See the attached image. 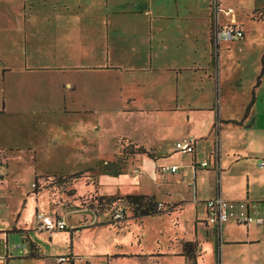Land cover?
<instances>
[{
    "label": "rangeland",
    "instance_id": "374dc122",
    "mask_svg": "<svg viewBox=\"0 0 264 264\" xmlns=\"http://www.w3.org/2000/svg\"><path fill=\"white\" fill-rule=\"evenodd\" d=\"M117 1L121 3L123 0ZM21 2L22 0H0V42L7 33L19 35L16 30L15 10ZM45 2L37 4H45ZM136 2L139 7L148 6L155 13L154 15L171 16L167 20L174 23L179 30L165 35L167 38L182 40L186 28L184 24L187 23L192 24L193 30L196 28L194 23L206 25L208 38L216 23L224 25L233 22L241 27L243 37L240 40L219 43L217 49L213 47L209 38L210 52L205 45V35L201 36V33L193 31L192 36L195 34L197 36L192 37L191 42L195 46V53L198 56L203 53L205 57L203 67L212 69L215 55L218 54L220 58L223 53L224 61L221 68L223 87L219 79L216 80L214 71L210 69L209 77L198 73L200 79H195V85L185 88L186 92H183L181 97L176 94V104L179 103V98L185 101L182 108H186L187 104L190 107L191 105L211 107L212 104V110L214 113L217 111L219 118L222 116L240 119L261 69V56L264 52V0H217L220 9L218 13L214 10V0H136ZM29 4L36 5V2L25 1L27 7ZM46 4L52 3L46 2ZM226 10H231L232 14L224 15L223 12ZM124 20L126 19L123 16L120 22ZM140 21L142 20L139 19ZM141 25L142 23L139 25L140 29ZM141 30L139 32L142 34L143 25ZM246 36L247 40L242 41ZM26 39L30 47L29 51L41 54L39 61H26L28 65L37 63L40 68L42 67L41 69H47L44 67L53 63H66L50 60L54 42L50 35L36 33L35 27L30 26ZM186 45L181 43V46ZM2 52L0 45V53ZM209 54L212 62L207 60ZM262 67L263 74L259 86L252 90L253 102L258 110L264 108V60ZM117 81L118 79L115 81L113 75L104 81L95 74H72L66 70L29 71L27 74L15 71L5 74L3 80L0 74V91L4 95L3 111L0 113V222L4 223V228L13 223L15 215L20 211L19 216L17 215L18 219L22 217L31 230L30 213L32 212L30 208L21 209L22 196L26 188L29 191L28 195L32 197V201L29 202H34L32 206L39 203L43 211L38 213L40 215L56 216V210L62 213L69 212L70 221H68L71 223L75 219L76 222L73 224L75 228L88 227L92 215L100 216L104 223L109 225L93 226L73 233L71 247L68 245V227L62 231H55L54 237H49L45 232H32L30 241L33 239L41 253L40 256L32 258L26 256L32 245L25 237L19 236L22 227L12 224L6 230L8 237L5 244L4 240H0V258L2 260L5 258L3 264H54L55 258L64 257H77L78 261L74 264H82L79 259L92 258L93 263L100 264L105 259L104 254L115 250L117 244L129 245L130 241L134 240L133 235L137 234L131 232L137 227L149 230V240L146 239V245L157 229L164 228L159 219H146L145 221L150 222L149 225L145 223L138 226L132 223L137 221L138 214L129 207L123 208L121 221L114 222L111 219L113 208L120 204L124 205V197L105 195V193L117 192L123 195L142 191L155 194L165 200L191 198L192 185L186 182L179 184V178L175 175L169 178V175L163 174L165 179L158 181L160 179L157 178L158 184L154 187L152 180L146 179L144 175H140L137 184L132 181L130 173L138 166L126 159L131 157L129 152L134 148L120 139L115 141L118 135L130 132L132 129L131 133L138 141L143 142L145 137L153 143L151 136H140L134 128L145 127L144 122L152 121L159 112L145 110L147 102L152 100L148 93L136 89L121 92L118 89L120 82ZM66 82H71V87L74 84L75 89L72 92L67 91ZM220 87L224 89V96L227 97V107L224 109H220L219 105ZM199 90L206 99L196 102L194 94ZM121 93H126L134 100L128 103L122 102ZM159 97L164 103L174 104V93L161 94ZM123 105L125 110L121 111L120 107ZM239 107L240 112H238ZM160 113H169V117L182 114L178 110ZM150 128H152L151 123ZM157 128H160L159 125ZM157 142L155 147L161 151H169L175 140L166 138ZM27 148L33 150V153ZM198 148L205 154L210 144L203 145L201 140L197 142ZM219 158L224 169L231 158L229 153L224 152L221 143ZM157 164L184 167L186 158H182L181 161L177 157L169 160L164 158L162 163L146 162L149 175L147 177L152 173L158 176L154 169ZM238 164L245 168L252 167L250 161ZM6 167L8 174L5 172ZM113 185L116 188L110 187ZM102 189L105 191L103 192ZM202 189L203 196L212 197L213 185L204 182ZM162 191H165L164 195ZM221 198L225 200L222 196ZM153 202L156 203L154 200ZM157 208L170 209L164 204H160ZM129 220L132 222L125 228L128 231L116 232L113 229L124 227ZM166 220L167 218L162 222ZM16 245L24 246L27 251L24 253L13 249ZM36 252L39 254L37 249L35 254ZM163 264H168V260L164 259Z\"/></svg>",
    "mask_w": 264,
    "mask_h": 264
},
{
    "label": "crops",
    "instance_id": "0c3cea01",
    "mask_svg": "<svg viewBox=\"0 0 264 264\" xmlns=\"http://www.w3.org/2000/svg\"><path fill=\"white\" fill-rule=\"evenodd\" d=\"M25 1L27 0H22L15 10L17 14L15 15L16 30L19 35L7 33L0 42L1 50H3L0 53L1 80L5 74L15 71L27 74L29 71L66 70L72 74H95L104 81L113 75L114 80L118 79L117 83L120 82L118 89L121 92L136 89L148 93L152 100L147 102L145 110L159 112L156 113L158 116L156 118L154 116L152 121L144 122L145 127H135L134 129L140 133V136H151L150 139H153V143H150L145 137H143V142L138 141L131 133L132 129L130 132L118 135L115 141L120 139L133 148H142L147 153V155L129 153L131 157L126 160H129L130 163L134 162L138 166L130 173L132 181L137 184L140 175H144L146 179L152 180L154 187L158 184L156 179L163 181L165 179L163 174H167L169 178L172 177L171 175L177 176L179 184L186 182L192 185L190 199L165 200L155 194L142 191L123 195H119L117 192L105 193V195H115L116 197L145 195L156 201V209H158L157 204L168 205L170 209L161 214L141 216L140 209L134 210L135 207L127 204V200L124 199V206L137 212L138 219L136 222L129 220L128 224L122 228L114 227L116 232L128 231L125 228L130 222L138 226L145 223L149 225L150 222L145 221L146 219H159L164 228L157 229L146 245V239L149 240V230L137 227L131 232V234L137 233L133 235L134 240L130 241L129 245L117 244L115 250L104 254L105 259L100 264L106 262L109 264H163L164 259L168 260V264H264V169L256 167V161L264 157V108L258 110L255 107L252 91L259 86L262 78L264 55L261 56V69L241 118L231 119L222 116L219 118L217 111L214 113L212 110V104L211 107L210 105L203 107L191 105L190 107L187 104L186 108H182L185 104L182 98L178 100L181 104H176L177 95L181 97L182 93L186 92L185 88L195 85V79H200L198 73H202V76H210L211 68L203 67L205 59L203 53L198 56L194 51L195 46L191 42L192 37L197 36L196 34L192 36L193 31L201 33V36L205 35V45L210 52L211 46L206 25L194 23L196 28L193 30L192 24H184L186 27L185 30L183 29L185 31L184 38L177 40L165 36L179 30L174 23L167 20L171 16L154 15L155 13L148 6L139 7L136 0H123L121 3L116 0H31L35 1L37 6L29 4L28 7L25 5ZM45 1L52 4L48 5ZM38 2H45V4H37ZM123 16L126 20L120 22ZM139 19L142 21L139 22ZM141 23L144 30L142 34L139 32V30L142 31V25L141 29L139 28ZM30 26L35 27L36 33L47 34L54 39L50 60L66 63H53L49 65L50 67H44L47 69H41L42 67L40 68L37 63L29 65L26 63V61L34 62L41 59L40 53L29 51L26 34H28ZM163 36L165 37L163 38ZM246 40L247 36L242 39V41ZM181 43L187 45L181 46ZM36 48H38L37 45ZM222 55L223 53L220 58L218 54L215 55V63L211 69L216 75V80L219 79V83H221V68L224 61ZM210 58L209 54L207 60L212 62ZM65 85L67 91L72 92L75 89L74 84L71 87V82H66ZM221 87H223L222 83ZM221 87L218 99L220 109H224L227 107V97L224 96V89ZM166 93H174L173 105L162 102V98L159 97ZM201 93V90L195 92L196 102L206 99ZM3 99V92L0 91V113L3 111ZM120 100L128 103L134 99L126 93H121ZM120 110H125L124 105L120 107ZM174 110H178L182 114L169 117V113H160ZM240 110L239 107L238 112ZM183 117L184 122H182ZM150 123L152 128H150ZM158 125L160 128H157ZM187 137L194 140L193 152L187 155L175 153L174 143ZM166 138L175 140L169 151H161L155 147L158 140L161 142ZM201 140H203V145L210 144V148L205 154L200 151V148L197 149V142ZM220 143L224 152L229 153L231 158L230 163L224 169L221 167L219 158ZM214 145L218 150V173L211 171L209 165L205 169L197 168L200 162L208 160ZM118 149L117 153L119 154ZM27 150L31 149L27 148ZM31 151L33 153V150ZM173 157H177L180 161L185 157L184 167L174 164H157L154 169L158 176L152 173L150 177H147L149 175L146 162L155 163L158 161L162 163L164 158L169 160ZM249 161L252 163L251 168H245L238 164ZM170 166L176 167L177 171L173 174L159 171V168ZM5 172L7 173V167ZM204 182L214 186L211 198L215 196L221 198L222 196L226 201L245 202L248 216L260 219V223L243 225L228 218L221 224L218 236H215L213 226L206 222L204 202L211 198L209 195H202ZM110 187L116 188L115 185ZM118 187L120 188V185ZM102 191L105 190L102 189ZM28 192V188H26L22 196L21 209L29 210L28 208H30L33 213V215L30 213L31 230L26 226L22 217L18 219L20 211L15 215L12 224L22 227L23 230L19 233L20 238L25 237L38 250L40 256L37 244L33 239L30 241V233L42 232L36 229L35 214L43 211L40 209L39 203L32 206L34 202H29L32 201V197L28 195ZM162 193L164 195L165 191ZM68 214L69 212L62 213L56 210V216L52 217L63 219L64 223L68 225L66 227H68V245L70 247L73 243V233L93 226H109L100 216L92 215L93 218L90 219L88 227L75 228L76 226L73 224L76 220L74 219L70 223ZM165 218L167 220L162 222ZM0 224V240H4L5 244L8 237L6 230L12 224H9L6 229L2 221ZM55 234L53 232L48 236L54 237ZM183 243H190L193 247L190 258H186L181 253ZM49 246L51 247V245ZM84 260L87 263L90 262L89 264H95L92 262L93 258ZM0 261H2L1 258Z\"/></svg>",
    "mask_w": 264,
    "mask_h": 264
},
{
    "label": "built area",
    "instance_id": "2783aa9c",
    "mask_svg": "<svg viewBox=\"0 0 264 264\" xmlns=\"http://www.w3.org/2000/svg\"><path fill=\"white\" fill-rule=\"evenodd\" d=\"M215 7L214 10L216 13L220 12L218 7L217 0H214ZM224 15H231V10H226L223 12ZM243 37V32L239 26H237L233 22H228L224 25L216 23L210 32V40L213 44V47L216 49L219 43H228L232 41L240 40ZM174 152L181 155L191 154L194 149V140L193 139H183L177 141L173 145ZM209 165V166H208ZM209 167L211 171L214 173H218L219 171V158H218V150L216 146L206 161H202L197 165V168ZM256 167L258 169H264V157L258 159L256 161ZM159 171H165L170 174H173L177 171V168L174 166L170 167H162L159 168ZM157 207H160V204H157ZM205 213H206V222L213 226L215 236H218V230L228 218H232L237 224H251V223H260V219L253 218L248 216L246 211L245 202H232L226 201L220 198L219 196H215L211 199H208L204 202ZM124 205H117L113 208L111 219L114 222L121 221L122 212ZM36 229L38 231H42L47 233L48 235L52 234L55 231H62L66 229V224L62 219H58L56 217H47L44 215L37 214L36 215ZM13 249L21 250V252H26V248L24 246H14ZM5 260L0 261V264H3ZM75 261L71 257L64 258H55L54 264H74ZM89 264V263H87ZM109 264V263H104Z\"/></svg>",
    "mask_w": 264,
    "mask_h": 264
},
{
    "label": "trees",
    "instance_id": "16d2710c",
    "mask_svg": "<svg viewBox=\"0 0 264 264\" xmlns=\"http://www.w3.org/2000/svg\"><path fill=\"white\" fill-rule=\"evenodd\" d=\"M264 55V52H263ZM235 123V122H233ZM130 154H146L147 153L140 147L134 148L133 150H131L129 152ZM125 200H127V204L132 205V207L134 206V210L138 208L140 209V215L141 216H146V215H155V214H161L163 212H165L166 210H160V209H156V204L155 202H153L151 197H147L145 195H127L124 197ZM76 230V229H75ZM35 249L34 247H29L28 253L26 256L28 257H38L39 254H35ZM192 251H193V247L190 243H183L181 246V253L183 256H185L186 258H190L192 255ZM77 257L73 258L75 261H78V259H76ZM5 260V258H4ZM81 260L82 264H87V262L85 260L79 259V261Z\"/></svg>",
    "mask_w": 264,
    "mask_h": 264
}]
</instances>
